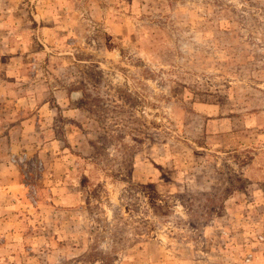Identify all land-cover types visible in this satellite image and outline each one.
<instances>
[{
	"label": "rangeland",
	"instance_id": "374dc122",
	"mask_svg": "<svg viewBox=\"0 0 264 264\" xmlns=\"http://www.w3.org/2000/svg\"><path fill=\"white\" fill-rule=\"evenodd\" d=\"M0 264H264V0H0Z\"/></svg>",
	"mask_w": 264,
	"mask_h": 264
}]
</instances>
